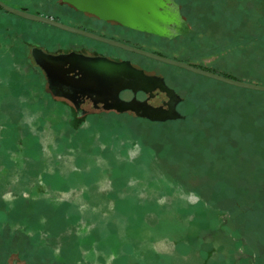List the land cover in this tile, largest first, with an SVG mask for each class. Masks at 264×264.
I'll list each match as a JSON object with an SVG mask.
<instances>
[{
    "label": "rangeland",
    "instance_id": "374dc122",
    "mask_svg": "<svg viewBox=\"0 0 264 264\" xmlns=\"http://www.w3.org/2000/svg\"><path fill=\"white\" fill-rule=\"evenodd\" d=\"M3 1L264 84V0H181L171 37L65 0ZM36 48L128 59L179 96L178 113L89 99L81 112ZM0 264H264V91L0 7Z\"/></svg>",
    "mask_w": 264,
    "mask_h": 264
},
{
    "label": "water",
    "instance_id": "95a60500",
    "mask_svg": "<svg viewBox=\"0 0 264 264\" xmlns=\"http://www.w3.org/2000/svg\"><path fill=\"white\" fill-rule=\"evenodd\" d=\"M75 8L88 11L96 14L103 19H112L123 25L133 29L152 32L168 37L178 34L180 31L175 32L177 27H181L182 19L179 4L175 0H65ZM0 6L16 15L21 17L41 21L55 27H58L69 32L78 33L83 36L102 41L108 44L116 45L123 49L133 51L147 57L179 66L189 71L205 75L229 84L240 87L258 89L264 91V84L248 81L244 79L234 78L216 71L206 69L204 67L195 65L188 61L173 58L158 52L150 51L139 46L132 45L128 42L108 37L97 32L63 22L59 19L53 18L48 15L32 12L20 7H16L0 0ZM172 33V35L170 34ZM36 57H45L46 60L59 70L66 77H70L72 81H76L78 88L92 87L97 82V78L101 79L99 85L108 84L109 88L121 89L130 86V74L133 71L144 73L141 69L134 67L128 60L114 61L105 56H88L76 52H59L56 54L48 53L35 49ZM42 63V62H41ZM40 64V62H39ZM67 64V65H66ZM42 66L45 65L42 63ZM46 68V67H45ZM57 69V70H58ZM50 78L53 74L46 68ZM78 74H70V72ZM105 71V72H104ZM105 74V75H104ZM96 75V76H94ZM153 77V76H152ZM95 78V82L94 79ZM155 78V77H153ZM64 85V84H63ZM124 108H122L123 110ZM145 116H150L146 113H138ZM157 118H165L169 116L151 115Z\"/></svg>",
    "mask_w": 264,
    "mask_h": 264
},
{
    "label": "flooded vegetation",
    "instance_id": "af4514ba",
    "mask_svg": "<svg viewBox=\"0 0 264 264\" xmlns=\"http://www.w3.org/2000/svg\"><path fill=\"white\" fill-rule=\"evenodd\" d=\"M91 31L104 35L102 32H98L96 30H91ZM58 52H76L79 54H83L82 52L76 50L75 48L68 50V51H58ZM84 55L105 56L108 59L110 58L111 60H114V61L128 60V59L118 60L117 58L108 56L107 54H104V53H93V54H84ZM39 62H41L40 59H39ZM40 65L42 66V63H40ZM56 69H58V67ZM70 74H74L75 77L78 76V74H75L72 71L70 72ZM129 76L131 78L129 80L130 86L117 89V90H116L117 87L115 89L114 87L109 88L108 84L105 85V83L102 85L101 84L99 85V83H101L100 82L101 79L97 78V81H96L97 83H96L95 78H94L93 80L96 83L94 84V86L92 87L90 86L87 88H78L74 90L72 89L71 91H68L64 82H62L61 78L57 76H53L52 79L60 82L61 86L58 87V89L60 90L59 91L60 94H65L71 100H73L75 107L77 108V110H80L81 112L85 110L80 105L83 102H85L87 99H89L95 107H98L100 105L103 108H113L117 110H122V108H124L123 110L131 109V110L137 111V113H146L150 116L151 115L169 116V115H174L178 113L175 107V102L179 100V96L173 93V91L169 89L161 80H159L156 77L153 78L151 75L147 73L146 74L144 73V75L143 74L141 75L140 73L136 71H133ZM67 79L72 81L70 77H67ZM50 87L57 89V87H55L53 84H51ZM123 90L124 92L129 91L130 96L125 97L123 95L124 93ZM138 91H143L145 93V96L138 97L137 96ZM159 91H163L166 94V97L165 99L161 100L160 104L152 105V103L149 102V97L155 96Z\"/></svg>",
    "mask_w": 264,
    "mask_h": 264
},
{
    "label": "trees",
    "instance_id": "16d2710c",
    "mask_svg": "<svg viewBox=\"0 0 264 264\" xmlns=\"http://www.w3.org/2000/svg\"><path fill=\"white\" fill-rule=\"evenodd\" d=\"M176 2H178L180 5H182V2H181V0H175ZM1 7V6H0ZM2 8V7H1ZM20 8H23V9H26V10H28V8L27 7H24V6H21ZM5 10V9H4ZM7 11V10H6ZM29 11H32V10H29ZM73 11L74 12H76V13H80V12H82V10H80V9H77V8H74L73 9ZM9 12V11H8ZM32 12H36V13H40L41 14V11H38V10H34V11H32ZM44 14V13H43ZM45 15H48V16H51V17H53V18H56V19H59V20H61V21H63V22H67V23H70V24H72V25H76V26H79V27H83V28H86V29H89V30H94L93 28H91L90 26H88V25H86V24H84V23H82L81 21H78V20H75V19H73V20H71V19H68V18H66V19H61L62 17L61 16H59V15H57V14H51V13H45ZM21 17V16H20ZM21 18H24V17H21ZM24 19H27V18H24ZM28 20H30V19H28ZM104 20V19H103ZM32 21H34V20H32ZM35 22H39V23H44V22H41V21H35ZM44 24H47V23H44ZM48 25H50V24H48ZM123 25V24H122ZM51 26H53V25H51ZM123 26H125V27H127V28H129V29H131V30H134V31H138V32H145L146 33V31H143V30H138V29H133V28H131V27H128V26H126V25H123ZM55 27V26H54ZM151 34H153V33H151ZM112 37H114V36H112ZM115 38V37H114ZM121 40V39H120ZM123 41H125V42H129L127 39L126 40H124L123 39ZM129 43H131V42H129ZM137 45V44H136ZM138 46H140V45H138ZM155 52H158V53H161V54H163L162 52H160V51H157V50H155ZM177 58V57H176ZM178 59H181V58H178ZM182 60H185V59H182ZM194 64V63H193ZM196 65V64H195ZM198 66H200V65H198ZM202 67V66H201ZM204 68H206V67H204ZM206 69H209V68H206ZM209 70H211V69H209ZM214 71V70H213ZM225 75H228V74H225ZM228 76H230V75H228ZM231 77H234V76H231ZM234 78H236V77H234Z\"/></svg>",
    "mask_w": 264,
    "mask_h": 264
},
{
    "label": "bare ground",
    "instance_id": "6f19581e",
    "mask_svg": "<svg viewBox=\"0 0 264 264\" xmlns=\"http://www.w3.org/2000/svg\"><path fill=\"white\" fill-rule=\"evenodd\" d=\"M40 61L45 65V67L53 74V76H57L62 79L68 91L74 90L77 87L76 81H71L67 79V77L62 73L61 70H57L53 65H51L45 57H39ZM169 86V85H168ZM84 88V87H83Z\"/></svg>",
    "mask_w": 264,
    "mask_h": 264
}]
</instances>
